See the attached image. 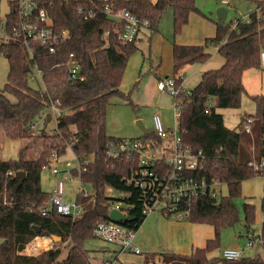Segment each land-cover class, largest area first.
<instances>
[{"label": "trees", "instance_id": "trees-1", "mask_svg": "<svg viewBox=\"0 0 264 264\" xmlns=\"http://www.w3.org/2000/svg\"><path fill=\"white\" fill-rule=\"evenodd\" d=\"M250 1L256 4V9L249 13V22L239 18L227 23L220 18L215 21L216 35L208 37L205 44L173 43L175 69L187 63L207 61L211 57L207 48L211 45L218 46L225 59L220 67L202 73L191 94L184 97L179 116L183 142L194 152L201 151L203 157L197 169L187 172V176L205 179L209 185L219 182L228 187V193H221L219 197H212L208 189L189 205L181 204V208H189L183 220L211 224L215 235L190 254L144 252L142 263L120 264H264V254L258 258L242 254L234 260L223 255L211 257V253L220 248L222 229L240 220L235 198L242 195L244 181L264 175V166H255L264 157V95L249 94L243 83L247 69L264 67L261 58L264 0ZM38 2L47 10L54 26L68 29L70 37L57 45L54 53L36 45L34 55L20 41H0V51L10 64L8 81L0 90V141L2 135L26 141L17 158L0 157V264H94L97 261L92 260L85 242L97 237L94 231L99 222L111 220L113 202L122 201L126 215L133 217L121 222L129 230L136 232L147 216L143 211L146 191L127 181L138 163L128 158L127 153L120 158L109 156L111 143H117L122 137L109 134L106 127L107 106L112 96L126 98L137 110L131 92L125 93L121 85L129 58L139 49L138 39L121 43L115 22L106 15L102 3L88 0ZM116 6L148 19L151 33L160 31L163 15L171 10L174 36L189 22L192 12L201 11L196 0H119ZM81 7L84 12L93 7L95 17L86 19L79 12ZM71 53L81 66L83 80L70 78L68 60ZM35 68L43 72V84L38 88L30 84ZM181 76L179 83L183 82ZM244 94L256 105V112L249 114L253 117L251 131L245 130L243 122L238 128L228 127L223 114L217 110L239 107ZM53 99H60L72 112L60 117L52 132L46 127L32 129V123L42 117ZM211 100L215 103H210ZM145 137L157 139L151 132ZM40 142L42 146L34 157L33 150ZM68 149L80 158H90L81 178L91 191L88 195L79 191L76 199L83 213L73 217L52 209L43 214L42 207L47 205L51 193L42 188V170L55 153L63 156ZM166 170L165 165L160 172ZM19 171H24L26 177L18 186L16 173ZM109 188L122 196L112 195ZM260 207L264 215V196ZM162 214L173 217L165 211ZM255 214L256 204L245 202L243 215L248 234ZM33 225L40 226V231ZM53 234L62 239L49 249L35 256L20 254V245L28 244L37 236L51 237ZM259 235L264 253V217ZM100 251L109 252L103 264H109L120 253L116 248H101Z\"/></svg>", "mask_w": 264, "mask_h": 264}, {"label": "built area", "instance_id": "built-area-1", "mask_svg": "<svg viewBox=\"0 0 264 264\" xmlns=\"http://www.w3.org/2000/svg\"><path fill=\"white\" fill-rule=\"evenodd\" d=\"M3 0H0V41H20L23 43L31 55H34L36 45H42L48 48L50 53H54L57 45L66 41L70 37L68 29H58L54 26L53 20L49 16L47 10L40 7L38 0H8V9L5 13L2 12ZM92 3H102L106 15L115 22L118 38L121 43H128L138 39L144 28L150 27V21L138 17L129 9L116 6L119 0H88ZM223 3H228L229 0H222ZM79 12L84 14L86 19L94 18L96 10L91 7L88 11L79 8ZM243 21L249 22L250 15H245ZM262 64L264 66V50L261 52ZM68 68L70 78L72 80H83L84 74L81 71V66L74 54L71 53L68 60ZM43 78V72L39 68H35L31 78ZM180 75H173L169 78H160L157 81V86L161 91H167L175 97V115L179 120V116L183 107L184 97L191 94V89L185 87L183 82L179 83ZM181 99V100H180ZM71 108L65 107L60 99H53L49 109L44 112L41 119L46 122L48 113L51 114V119H55L56 123L65 114H70ZM154 134L153 137H138V138H122L117 143L112 142L109 149V156L120 158L127 153L128 158L136 159L137 168L132 171L128 182H133L137 186L144 188L145 204L144 213L147 215L153 211H159L172 215L177 219L183 220L189 214V208H181V204L189 205L191 200L200 196V193L208 191L212 197H219L222 193L219 182L208 184L205 179H196L187 176V172L197 169L203 157L201 151L194 152L193 149L185 144L182 139L181 130L175 125V128H167L162 118L155 114ZM253 117L247 115L243 120L246 131H251V122ZM32 129L39 127L38 119L32 125ZM168 139L172 145L171 157H165V151L162 156L154 154V149ZM168 149V148H167ZM73 152V151H72ZM74 153V152H73ZM62 156L57 153L53 155L51 161H58ZM90 161V158H80L74 153V159H67L65 165L68 169L64 170V177L79 178L80 192L88 195L90 192L86 190L87 183L82 180L81 172L85 170V165ZM164 163V164H163ZM167 167L166 172L162 173L161 167ZM264 166V157L260 163L255 165ZM51 167V166H50ZM53 173H58V167L52 168ZM109 192L114 195V192L109 188ZM64 184L63 181L57 183V187L51 193L49 201L45 207H42V213L47 214L50 210H57L63 215H71L77 217L82 215L83 207L81 203L75 201L73 203H65ZM123 202L116 200L110 206V212L113 209L121 210ZM126 214V213H125ZM95 235L109 243H112L120 251H130L141 253L142 250L133 242L134 231L127 229L121 223L104 220L98 223L94 231ZM243 252L238 249L227 248L223 251V257L229 260H234L242 257ZM94 264H103L102 261H97Z\"/></svg>", "mask_w": 264, "mask_h": 264}, {"label": "rangeland", "instance_id": "rangeland-1", "mask_svg": "<svg viewBox=\"0 0 264 264\" xmlns=\"http://www.w3.org/2000/svg\"><path fill=\"white\" fill-rule=\"evenodd\" d=\"M196 4L201 10L200 12L197 11L198 15H200L207 22L209 21L208 23L211 25V21L214 22L218 20L217 10L220 7H224L228 11L227 18L225 19L227 23L235 21V18H241L243 15L245 16V14L248 15L251 11L256 9V4L250 0H229L228 3H223L222 0H196ZM1 7L2 12L5 13L8 9V0H3ZM208 17L212 18V20H210ZM194 23V27H192V31L189 33L195 34V31L198 29V33L202 34L205 26L199 24L198 20L194 21ZM161 26L163 27L162 33L146 32V34L142 36V39L140 41L138 40V42H140L139 49L132 53L124 73L122 89L127 94L131 92V99L136 105H138L136 100L137 91L141 90L143 79L147 75L152 74L151 67L154 66V68H159L158 65L167 66L168 60L172 54L169 40L166 39L167 36H171V38L174 37L173 22L169 11L163 15ZM182 32L183 31L177 33L176 36ZM220 57L221 56H218L217 52H213V56L210 58L209 62H206V69L220 66L222 63V59ZM209 63H211V65ZM9 65L10 64L7 56L0 51V90L5 87V84L8 81ZM199 65L202 64L193 63V65L188 67V69H190L188 71L190 72L186 74L185 81L183 82L185 87L192 89L199 82L202 71L201 73H191V70L194 69L193 67ZM169 77L170 76H164L162 78ZM30 84L38 88L43 84V82L40 77H37L31 78ZM156 89V84H153L149 88V94L146 96V98L141 99L140 102L144 103H140L137 110H135L133 106L128 103L126 98L120 95L112 96L107 106L106 116V127L109 134L122 138L138 137L145 131L139 127L137 121L141 120L146 131H151L154 128L153 116L157 113L162 117L166 127L170 126L167 128H175V125L178 126L179 122L175 117L174 110L176 103L175 97L167 91L161 92V90L156 91ZM210 103L215 102L211 100ZM217 110L223 114L225 124L227 126L230 128H238L241 117L255 113L256 105L248 94H244L239 107L217 108ZM38 122L40 128L46 127L47 131L49 132H52L56 126L55 119H50L45 123L43 119L39 118ZM25 142V140L10 139L5 135H2L0 141V149H2V151H0V157H3L4 159L17 158L19 156V151ZM41 146L42 142H40L34 148L32 153L34 157L39 153ZM171 147L172 145L168 139H164L160 146L154 149V154L162 156L163 151H165V157L170 158ZM67 159H74V153L71 149H68L67 153L63 155L58 161H51L48 166H45L41 174V184L45 191L53 193L57 187V183L59 181H63V201L65 203H73L77 199V194L80 190V182L79 178L77 177H64V170L68 169L65 165ZM56 166L58 167L59 172L53 173L52 168ZM248 181L250 182L244 184L242 187V195L235 198V202L238 205L240 211V220L234 225L227 226L222 229L220 242L221 245L219 250L216 252L218 253V256H221L223 251L227 248L242 249L243 256L245 257L258 258L262 256L259 234L262 229V220L264 217L260 207V201L264 196V175L254 177ZM221 188L223 194L228 193L227 185H222ZM86 190L91 191V187L87 185ZM113 192L116 197L122 196L115 190H113ZM247 201H253L256 203L255 219L250 225L249 234L246 230L247 224L243 215V204ZM173 218L177 219L176 217ZM252 234L255 236L254 239H250L253 236ZM47 238H34L27 245H20V254L22 256H35L41 251L49 249L56 242L50 237ZM1 242L2 239L0 238V243ZM85 246L90 250V253L93 257L92 260L95 261H102L109 256V252L100 251L101 248L110 250L114 249V245H112V243H109L99 237H92L86 240ZM142 252L143 253L141 254L130 251H120L118 258L112 259V262L109 264H120V262L142 263L144 260V251L142 250ZM64 254L65 252L63 255ZM216 264L222 263L218 262Z\"/></svg>", "mask_w": 264, "mask_h": 264}, {"label": "crops", "instance_id": "crops-1", "mask_svg": "<svg viewBox=\"0 0 264 264\" xmlns=\"http://www.w3.org/2000/svg\"><path fill=\"white\" fill-rule=\"evenodd\" d=\"M155 1V0H153ZM229 7V6H228ZM255 10V9H254ZM172 17V11L168 10ZM228 12V11H227ZM247 15V14H245ZM218 19L220 17L217 15ZM244 15L241 17L243 18ZM227 18V17H226ZM212 20V18H209ZM239 19V18H235ZM191 20V21H190ZM189 22L183 27V32L179 35H175L171 38V36H167L166 39L169 40V44L172 49V54L170 59L168 60L167 66H159V68L151 67L152 74L147 75L143 79V84L141 86V90L137 91V104L140 105L142 98H146L149 94V88L154 84H156V91L159 90L157 86L158 79L164 76H173V75H182L183 82L185 81L186 74L190 71L188 69L189 66L193 65V63H187L180 66L178 69H175V62L173 58V46L174 42L178 44H205V41L208 37H213L216 35V23L215 21H211L212 25L209 24L206 20H204L197 12H192L190 15ZM198 20L199 24L205 26L203 29L202 34L198 33V29L194 33H189L192 31V27H194V21ZM162 26H160V31L158 33H162ZM146 32H151L150 28H144L141 34L138 37L140 41L142 36L146 34ZM138 42V46H139ZM207 50L211 53V57L213 56V52H217L218 56L221 57V65L224 62V57L219 52V47L211 45L207 48ZM170 51V48H169ZM210 57V58H211ZM210 58L205 62H196L202 65L193 67L194 69L191 70V73H198L202 71V73L209 69L218 68L220 66H216L214 68L206 69L207 66L206 62H209ZM163 61V58H162ZM128 64V63H127ZM211 65V63H209ZM206 69V70H205ZM204 70V71H203ZM201 73V76H202ZM200 76V79H201ZM124 79V77H123ZM200 81V80H199ZM123 83V81H122ZM243 83L244 86L249 94H261L264 95V67L263 69L258 68H249L243 74ZM122 88V85H121ZM123 90V89H122ZM160 91V90H159ZM162 92V91H161ZM137 105V108H138ZM175 110V108H174ZM158 114V113H157ZM160 116V114H158ZM246 116V115H245ZM245 116H242L245 118ZM154 117V116H153ZM161 117V116H160ZM176 117V115H175ZM241 117V119H242ZM162 118V117H161ZM243 118V120H244ZM163 120V119H162ZM240 120V123L243 122ZM164 122V121H163ZM179 122V120H178ZM165 124V122H164ZM166 126V125H165ZM170 127V126H167ZM229 127V126H228ZM142 133L138 137H145L146 133H154V128L151 131H146ZM135 137V138H138ZM133 138V137H131ZM2 151V149H0ZM3 158V157H1ZM250 181H244L243 185ZM246 191V190H245ZM253 202V201H252ZM254 203V202H253ZM261 203V201H260ZM256 204V203H255ZM253 233V232H252ZM215 235V228L211 224L205 223H195L188 220H180L175 219L173 217H167L159 211H153L149 213L139 229L134 232L133 242L140 247L144 252H154V251H173L176 253L182 254H190L196 247H203L205 246L208 239L212 238ZM250 239H254L255 236ZM46 236H37L35 239H46ZM51 238V237H50ZM260 238V235H259ZM48 239V238H47ZM261 241V239H260ZM27 245V244H25ZM221 245V244H220ZM114 248H116L114 246ZM262 248V245H261ZM235 249V248H233ZM219 249L211 253L212 256H218L216 253ZM243 252L242 249H238ZM263 248H262V256H263ZM222 256V255H221ZM261 256V257H262Z\"/></svg>", "mask_w": 264, "mask_h": 264}, {"label": "water", "instance_id": "water-1", "mask_svg": "<svg viewBox=\"0 0 264 264\" xmlns=\"http://www.w3.org/2000/svg\"><path fill=\"white\" fill-rule=\"evenodd\" d=\"M217 15L222 18V19H226L227 17V9L224 8V7H220L218 10H217ZM244 117H242L241 121L243 120ZM47 119L50 120L51 119V114L48 113L47 115ZM139 127L143 130H145V126L143 125L142 121L141 120H138L137 121ZM26 177V173L24 171H19L16 173V178L19 179V183H18V186L22 183V181L25 179ZM133 217L132 216H127L125 213H123L121 210H118V209H113L111 212H110V219L112 221H115V222H118V223H121L122 221H125V220H131ZM33 228L37 231H40L41 227L38 226V225H33ZM52 240H54L55 242H60L62 237L60 235H57V234H53L51 236Z\"/></svg>", "mask_w": 264, "mask_h": 264}]
</instances>
